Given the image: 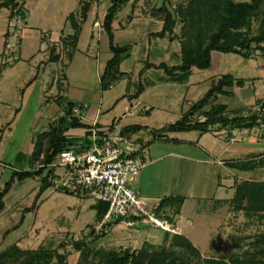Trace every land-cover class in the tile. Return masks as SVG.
Here are the masks:
<instances>
[{"label": "rangeland", "instance_id": "obj_1", "mask_svg": "<svg viewBox=\"0 0 264 264\" xmlns=\"http://www.w3.org/2000/svg\"><path fill=\"white\" fill-rule=\"evenodd\" d=\"M188 1L128 0L121 5L113 20L114 42L128 44L130 54L120 65L124 76L112 81L110 75L101 79L111 52L107 34L97 27H103L101 21L97 26L92 24V13L82 24L76 46H65L58 61L47 60L48 50L44 47L49 36L72 31L67 15L79 11L80 0H25L26 23L21 18L11 17L12 13H16L14 18L23 13L21 6H16V11H12L11 5L1 6L0 187L14 168L35 166L32 148L40 131L48 128V113L64 109L69 100L87 104L80 114L82 120L88 119L87 115H92L99 107L97 120L101 126L126 134L133 144L145 143L152 156L157 153L165 156L158 163L160 181H167L169 174L165 169L174 159L169 150L178 148L171 139H194L200 131H169L164 137H159L158 132L179 119L222 74L229 72L245 83L232 86L231 94L212 97L204 109L225 103V113L229 116L258 113L263 118L264 54L256 49L255 41L250 43L249 57L214 50L209 67L192 66L186 77H171L162 67L145 66L147 62L172 65L180 61L182 21L177 6L186 5ZM162 3L176 18L174 33L178 37L171 41L169 34L163 36L166 39L153 34L161 29L163 21L150 11ZM106 10L107 4L103 2L96 18L102 20ZM259 27V19L253 18L246 32L255 34ZM54 75L60 77L61 83L58 86L54 82L51 87ZM60 116V113L56 115L50 125L57 126ZM196 118H204L201 110L192 116ZM132 123L141 127L124 128ZM223 128L214 124L207 131L223 136L216 154L229 157L228 164L233 160L264 156V123L260 119L251 127L232 128L235 137L232 141L227 138L230 136L227 132H217ZM88 131L89 128L81 138L85 144ZM238 169H232L235 179L224 185L225 191L220 196L189 199L184 216L179 212L181 200L165 204L158 214L170 219L173 231L146 219L132 225L119 219L94 228L102 217H98L92 206L96 201L79 187L65 190L48 186L40 191L42 175L16 180L5 194L4 207L0 210V252L13 243L24 251L6 257L4 264H57L56 256L43 261L46 252L51 250L63 252L68 264H104L105 252L145 247L151 254L162 245L168 254L194 259L193 252L185 245L187 242L196 246L203 257L223 258L227 264H248L249 260L264 264V204L259 207L254 204L249 195L251 188L239 189L246 178L237 174ZM247 172L251 180H264V166ZM191 211L198 214L187 216L186 212ZM81 238L86 242H79L77 247L75 242Z\"/></svg>", "mask_w": 264, "mask_h": 264}, {"label": "trees", "instance_id": "obj_2", "mask_svg": "<svg viewBox=\"0 0 264 264\" xmlns=\"http://www.w3.org/2000/svg\"><path fill=\"white\" fill-rule=\"evenodd\" d=\"M126 1L128 0H110V5L107 7L102 19V25L107 32L109 46L113 53L106 61L102 80L109 75L111 81L117 80L125 74L120 69V62L129 49V45H119L113 42L112 22L117 11ZM91 2L92 0H80L79 13L81 19L86 17ZM5 5H11L13 9L18 5V1L1 0L0 7ZM177 10L182 21L181 34L179 35L180 62L172 65L165 62H148V66L162 67L171 77L187 76L190 74L192 66L209 67L212 62V51L214 50L234 52L249 57L251 41H255L258 44L256 49H260L261 53L264 54V43L262 44L264 42V0H189L186 5L179 4ZM150 12L163 20L161 29L153 32V34L161 37L169 34L170 39L178 37V34L174 33L175 15L165 3L153 6ZM69 18L75 28L73 33L75 38L79 30L74 12L69 14ZM253 18L259 19L260 27L255 34H248L246 29L251 25ZM234 85L243 86L244 80L234 77L229 72L222 74L202 97L193 102L182 113L179 119L162 127L161 132H158V136L164 137L165 133L169 131H207L214 124H219L222 127L245 128L255 125L259 119L264 123V117H259L258 113L227 115L225 113L227 108L225 103L213 104L204 109L210 99L217 94H231L232 90L230 88ZM73 105L72 101L67 102L66 110L68 113L72 111ZM200 110L204 118L192 119L194 113ZM66 118V114L61 115L57 126L50 125L49 130L42 131L37 135L32 149V159L34 161L39 159L40 154L43 153V157L40 159L45 163L50 162L62 148L76 140L75 137L67 136L63 131L68 127L83 126V124L77 117L72 116L69 121H66ZM65 122L66 124L61 126ZM127 127L139 129L141 125L132 123L124 126V128ZM229 165L239 169H253L264 166V156L259 159L233 160ZM44 168V166L39 168H14L9 178L0 187V210L4 207V195L10 190L15 180L40 175L43 173ZM50 185L46 176L41 177L40 191ZM242 188H251L249 195L254 204H258V207L260 204H264V180L246 178L239 185V189ZM166 203V198H162L159 207ZM92 206L97 210L98 217L101 218L108 204L98 200ZM79 242L85 243L86 240L81 238L80 241L75 242L77 247H79ZM185 245L193 252L194 259L182 254H168L165 246L162 245L160 249L154 250L151 254L148 253L145 247L135 251L125 248L119 251L105 252L104 264H227L223 258L203 257L199 249L190 242L185 243ZM23 251L16 243L9 245L0 252V264H4L5 258L14 254V252L22 253ZM52 256L57 257V264H68L66 255L58 250L47 251L43 261H48ZM248 264H258V261L249 260Z\"/></svg>", "mask_w": 264, "mask_h": 264}, {"label": "crops", "instance_id": "obj_3", "mask_svg": "<svg viewBox=\"0 0 264 264\" xmlns=\"http://www.w3.org/2000/svg\"><path fill=\"white\" fill-rule=\"evenodd\" d=\"M17 1H18L17 6L18 7L21 6L23 10V13L19 16V18L23 19L26 23L28 11L26 10L24 6L25 0H17ZM103 2L107 4V7L110 5V0L92 1L87 11V15L84 19H81L79 11L77 13H74L75 19L78 23V30H79L78 35L75 38L73 37L75 28L73 24L71 23V19H70V25L72 27V31L67 32V33H64V31H61L59 33L53 34L52 36H49L47 40L48 46H47V43H46V47H44L43 45L44 49L48 50V57H47L48 61L55 62V61L60 60L62 58V50L65 48V46L67 45H73L74 47L76 46L79 40V37L81 35L82 24L87 20L90 13H92L94 17L92 21L93 26L95 25L97 26L96 23L99 24L100 21L102 23V20H99L98 18H99V10H100V7H102ZM15 8H13L12 11H16ZM14 15H16V13H12L11 15L12 19H14ZM97 15H98V18H96ZM67 16L69 17V15ZM97 27L100 31H103L107 34L104 27L102 28L99 26ZM112 31H113V22H112ZM151 31H149V33ZM90 36L91 38H93L94 36L93 31L91 32ZM159 38L166 39L165 37H159ZM168 39L171 41L170 38ZM113 42H114V33H113ZM115 44H118V43H115ZM108 47H109L111 54L107 58V60L113 54L110 49L109 43H108ZM129 54H130V49H128L125 55L123 56L120 62V65L122 61L125 59V57H127ZM147 63L145 64V66H148ZM36 77H37V74L33 78L35 79ZM183 77H186V76H183ZM33 78L27 82V85H29L32 82ZM236 78H239V77H236ZM54 82H56V84L59 86V84L61 83L60 77L56 78L55 75L52 77L51 87L53 86ZM69 101H72V100H69ZM67 102H65L64 104V109L61 108L60 111H57V112L55 111L51 114L48 113V117H47L48 128L43 129L40 132L49 130L50 123L53 122V120L55 119V116L58 115L59 113L60 115L66 114L67 118L72 117V116L77 117L79 121L83 124V126H74V127H68L67 129H65L66 134L68 133L71 136H74L77 142L81 141L82 135L86 132L88 128L91 127L93 123H96L97 125L101 126L99 121L97 120V115L98 113H100L99 107L95 109V112L92 115L90 116L87 115L88 119H85L86 120L85 121V120H82L80 114L82 112V108L86 107L87 104L84 102L77 104L74 101H72L74 103L73 106L80 107V111L73 112L72 110L68 113L67 110L65 109ZM225 128H227L228 130ZM225 128L217 132H220V131L227 132V135H230L227 138L230 141H232L231 139L235 138L232 134L234 129L230 127H225ZM221 136L222 135L211 134L210 131H203V132L200 131V133L194 139H179V138L171 139L177 143L176 145H178V148L169 150L168 152L170 154L172 153V155L174 156V159L172 160V164L167 169H165L167 170L169 174L168 179H167L168 182L165 180L160 181V179H158V173H159V170H161V168H159L158 163L165 156L159 155L158 153L152 156L151 151L149 150V148L147 147L145 143L139 144L138 145L140 148L139 152L143 158L144 165L141 168L135 180L133 181L134 187L136 188L137 192L140 193L143 197L149 200H152V201L160 202L162 198H166L167 200L166 204H168V202L169 203L173 202L174 200H181V207L179 209V212H180V215L182 216H184V213L187 209V201H189V199H194V198L195 199L196 198L197 199H200V198L210 199L215 196H220L225 191L224 185L226 183H229L230 180L233 181L235 179V176H234L235 172L232 169L234 170L237 169L235 167L230 166L227 163V158L229 157L222 158V157H218L216 154V151L219 149L218 147L221 144V138H223V136L222 137ZM248 170L250 171L252 169H238L239 172L237 174L239 176H243L244 178L249 179L251 177H248L250 176L249 173L247 172ZM163 208H164V205L162 207L157 208L156 212L157 213L161 212ZM190 213L186 212V215L191 216L194 214H198V212H194V211H191Z\"/></svg>", "mask_w": 264, "mask_h": 264}, {"label": "built area", "instance_id": "obj_4", "mask_svg": "<svg viewBox=\"0 0 264 264\" xmlns=\"http://www.w3.org/2000/svg\"><path fill=\"white\" fill-rule=\"evenodd\" d=\"M17 18L18 15L14 19ZM72 110L79 112L80 107L73 106ZM87 137L88 143L69 144L50 162L40 161L41 153L34 166L45 167L41 177L46 176L55 188L69 190L76 186L95 201L106 202L108 207L94 228L119 219L130 225L146 219L173 231L170 219L156 212L160 202L143 197L134 187L133 181L144 165L139 146L126 134L96 123L89 128Z\"/></svg>", "mask_w": 264, "mask_h": 264}]
</instances>
